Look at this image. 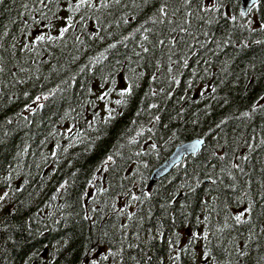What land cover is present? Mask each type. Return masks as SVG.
<instances>
[{
	"label": "trees",
	"instance_id": "1",
	"mask_svg": "<svg viewBox=\"0 0 264 264\" xmlns=\"http://www.w3.org/2000/svg\"><path fill=\"white\" fill-rule=\"evenodd\" d=\"M78 2H0V264H264V0Z\"/></svg>",
	"mask_w": 264,
	"mask_h": 264
},
{
	"label": "snow or ice",
	"instance_id": "2",
	"mask_svg": "<svg viewBox=\"0 0 264 264\" xmlns=\"http://www.w3.org/2000/svg\"><path fill=\"white\" fill-rule=\"evenodd\" d=\"M0 2H2V0H0ZM119 2H120V0H115V3L118 4ZM191 2H192V0H186V3H188V4H191ZM259 5H260V0H252V6L249 7V8L247 9V12H245L243 9H241V10L239 11V16H241V17L246 16L248 13L252 12L253 8L258 7ZM81 7H95V4L92 2V0H79V2L76 3L74 6H70L69 11H73V12H75V11H79V9H80ZM102 7H108V5L102 3ZM198 7H200L201 10L204 11V12H212V11L220 12V11H221V8H224V7H227V6H226L225 4H223V3L216 2V3H213V4L211 5V7L204 6V5H198ZM158 11L162 14V16H164V17L167 16L166 5H162V6L158 9ZM188 15L190 16L191 13L189 12ZM224 15H225V18H226V19H230L232 22H235V21L237 20V16L234 15V14H233V15H230V14H228V13H224ZM68 19H69V24H71V20H72V18L69 17ZM153 22H155V21H153ZM161 22H163V21H161ZM211 22H212L211 20L208 21V23H211ZM248 23H249V26H251V23H252V22L249 21ZM257 26H258V27H264V26H261V25H257ZM182 30H184V29H182ZM67 31H68V28H67V27L61 29V35H63V33L67 32ZM144 38H145V40L148 39L147 36H145ZM45 39H46V37H45L44 35H40V36H37V37H36V40H37V41H43V40H45ZM47 39H50V40H51V39H55V37H47ZM172 42L175 43V41H172ZM255 42H256L257 44L264 43V41H261V40H257V41H255ZM160 43L163 44L164 41L161 40ZM112 47H114V45H112ZM144 51L147 52L148 49H147V48H144ZM186 64H187V61H185V65H186ZM2 70H3V69H0V71H2ZM130 90H131V89H129V91H130ZM46 98H47V97H45V99H46ZM37 99H39V97H37ZM154 106H155V105H154ZM244 115H248V113H245ZM157 119H159V117H157ZM202 143H203V141H201V140H197L194 144H192V145L190 146L191 150H192L193 152H195L196 148H197L199 145H201ZM261 143H264V140H262ZM222 158H223V157H221V159H222ZM111 159H112V157L109 156V157H108V160H111ZM244 159H247V157H244ZM105 163H107V161H106ZM233 167H234V168H239V165L234 164ZM240 170H241V172H243V169H240ZM229 174L231 175V173H229ZM6 195H7V194L5 193V196H6ZM132 199H133V200H138L139 197L133 195ZM261 199H264V196H262ZM245 211H246L248 214H250V213L252 212V207H251V205H249ZM243 215H244V212H242L241 214H237V215L235 216V218H234L235 221H236L237 223H242V217H243ZM85 218L87 219V217H85ZM105 235H107V234L105 233ZM193 235H195V234H193ZM207 237H208V233L205 232V233H204V239H207ZM177 242H178V241H177ZM189 243H191V240L189 241ZM172 244H173V242L170 240V241H169V246L171 247ZM182 251H184V252H188L189 249H188V248H184V249H182ZM121 252H122V249H121L120 251H118V252H113V253H111V255H112V256H119V255H121ZM245 254H246V253H245ZM209 257H210V253L207 252V251H205V252L202 254L201 258H200V259H201V264H207V261H208ZM107 258H108L107 256L104 257V259H107ZM149 259H150V258H149ZM172 259H174L175 261H179V260H180V256L177 255V256L173 257ZM92 264H96V261H95V260L92 261Z\"/></svg>",
	"mask_w": 264,
	"mask_h": 264
},
{
	"label": "water",
	"instance_id": "3",
	"mask_svg": "<svg viewBox=\"0 0 264 264\" xmlns=\"http://www.w3.org/2000/svg\"><path fill=\"white\" fill-rule=\"evenodd\" d=\"M251 5H252V0H242V8L245 12H247V9ZM197 140H201L204 143V140L202 139H194L178 145L175 151L169 156V158L166 159L161 165H159L153 171L150 178V185H152L158 178L167 174L174 167V165L183 158L184 155L195 153L199 149H201L203 143L196 148L195 152H193L190 148V146L194 144Z\"/></svg>",
	"mask_w": 264,
	"mask_h": 264
},
{
	"label": "bare ground",
	"instance_id": "4",
	"mask_svg": "<svg viewBox=\"0 0 264 264\" xmlns=\"http://www.w3.org/2000/svg\"><path fill=\"white\" fill-rule=\"evenodd\" d=\"M250 29V28H249ZM139 47V46H138ZM203 89V88H202ZM238 165V164H237ZM173 175V174H172ZM9 196V195H8ZM52 204V203H51ZM138 218V217H137ZM223 229V228H222ZM197 243V242H196ZM235 247V246H234ZM92 249H93V247H92ZM44 257L46 256V255H49V248L48 247H46L45 249H44ZM41 258V257H40ZM97 258H99V256L97 257ZM81 262V261H80Z\"/></svg>",
	"mask_w": 264,
	"mask_h": 264
}]
</instances>
